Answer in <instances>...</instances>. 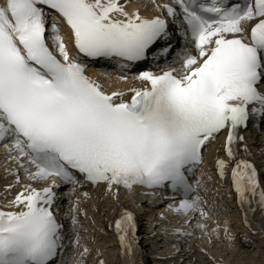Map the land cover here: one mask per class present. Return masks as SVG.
Instances as JSON below:
<instances>
[{
	"label": "snow or ice",
	"instance_id": "6c2138e0",
	"mask_svg": "<svg viewBox=\"0 0 264 264\" xmlns=\"http://www.w3.org/2000/svg\"><path fill=\"white\" fill-rule=\"evenodd\" d=\"M152 3L160 14L142 15L132 0H0V149L14 165L4 169L12 180L0 203V264H66L59 201L69 197L75 230L83 210L72 196L88 184L117 201L121 189L171 192L166 211L186 227H162L164 235L195 239L196 221L195 249L220 264L211 249L234 247L235 237L227 220H213L215 198L200 194L213 179L204 153L218 140L215 174L229 179L244 225L252 230L248 214H264V172L242 155L251 156L243 132L264 127V0ZM149 60L156 71L132 74L141 86L126 91L87 74L107 62L123 81ZM114 228L137 264L134 212L122 208Z\"/></svg>",
	"mask_w": 264,
	"mask_h": 264
},
{
	"label": "bare ground",
	"instance_id": "6f19581e",
	"mask_svg": "<svg viewBox=\"0 0 264 264\" xmlns=\"http://www.w3.org/2000/svg\"><path fill=\"white\" fill-rule=\"evenodd\" d=\"M161 1L165 2L166 0H161ZM151 15H154V14H151ZM151 15H148V16H151ZM69 49H70V51L74 52V49L72 48L71 44H69ZM171 59H172V57L168 58L169 61H171ZM136 72H138V71H136L135 68H133L130 73H136ZM93 73H94V75L97 78H100L101 81H103L106 84L105 88L109 92H111V91H126V89L128 87H130V86L131 87H140L141 86L139 81H135L132 78H130L128 80L121 81L116 76H113V77L112 76H107V77H105L103 72H101L100 70L99 71H95ZM126 97H128V96L126 95ZM252 138H254V136ZM216 144L217 145L219 144V146L221 147L222 141H217ZM253 144L258 146V145L262 144V141L260 139H256ZM214 149H216V148H214ZM0 152L3 153V150L0 149ZM262 156H264V155H262ZM3 159L6 160L7 157L5 156ZM8 162H10V161H8ZM209 165L213 167L214 164H210V162H208V166ZM2 169H4V168L2 167ZM213 172H215L214 168H213ZM3 179H4V177L0 180L1 186H2V183H3ZM11 180H12V177L10 178L9 182H11ZM210 185H211L210 190L214 191L216 188H218L219 194H225L226 196H229V199L226 201V203L223 204V201H220V199L216 203L217 205H216L215 209H216V211L219 210V214L218 215H214L215 217H213V220L214 221H218L220 223H223V221L227 220L228 224H229L230 231H232V233L240 232L239 227H243V229L245 231H247L249 228L244 225L242 219H240L238 217V215H237V213H239V211L236 209L237 210V212H236L235 209L232 207V203H233L232 200H235V196H234V193H231V190H230L231 188L228 187L229 185L228 184H224V181H220L219 179H217L215 177V175L213 176V180L210 182ZM213 186H215V187H213ZM65 188H66V186H65ZM65 188H62L61 191H64ZM3 190L4 191L1 193V197H4L6 195L5 188ZM137 190H138V188H135L132 193H127V196H125V200L124 201L126 202V204L129 207L135 201V200L131 201L130 196L139 198L137 196L138 193H137V195H135V192H137ZM128 196H129V198H128ZM141 197L139 198V200L137 202H141L142 199H143V201H145L144 202V206L149 207L150 210H151V211L149 210V212H147V213H149V215H151V220L150 221L156 220V217L154 215L156 214L158 208H160V207H159V205H153V204L155 202H159L160 199H158L156 196H152V197L151 196H145L146 198H144V197L141 198ZM72 199H74L73 196H72ZM83 199H84V202L87 203V204L90 201L89 197L88 198L85 197ZM148 199L152 203L151 202L148 203ZM68 200H69V197L67 195H64L61 198V200L59 201V204H60L59 209L67 211V213L69 212V209H70V205L68 203ZM220 202H221V204H219ZM99 205H101V204H99ZM135 207H136V204H135ZM140 208L144 210V208H142L141 206H140ZM140 208H139V205H138L137 211H140L141 210ZM82 210L84 212H82V213L78 212L77 213V214H79L78 216L81 217L80 219H84L83 213L86 212L85 211L86 207H84ZM145 210H146V207H145ZM88 213L91 215V218L89 217L88 219L90 221L94 220V219H92V214H94V212L92 210H88ZM176 220L180 221L181 220V216H179V218L176 219ZM183 220H184V217H183ZM173 221H174V223L177 222L175 220H171V222H173ZM98 225H100V224H98ZM150 225L153 226L154 224L151 223ZM165 225H166L165 227L168 228L169 232L171 231V229L173 227H176V225H172V226L168 227L167 225H169V223H167ZM208 225H209V227H211L213 225V221H211V223L208 221ZM138 226H139V232H140L141 231V225L138 224ZM157 226L161 227L158 224H157ZM235 226L238 227V229H236ZM89 227H90V225H89ZM154 228L156 229V226H154ZM263 228H264V226H263ZM91 229L94 230L95 228L91 226ZM97 234L98 233H92L91 232V235L89 237H87V240H86L87 244L89 246H92L94 248V250H95L94 245L96 244V241L98 242V235ZM147 236L149 238L151 237V235H149V234H147ZM221 236H223V231H221ZM104 237H105V235H104ZM195 237H196L195 239L185 240L183 237H181L180 239H177L175 236H170V235L166 236V235H164V233H161L160 235H158L159 243L154 242V240H152L151 242L149 241L150 247L151 246L153 247L154 244H156V246L158 247V244H161L162 245L161 249H159L157 251L154 250L152 252H149L148 249H146V254L143 253L145 255V256L143 255V257L154 258V255L155 256L156 255H163V254H165V256H167V255L169 256L170 255L168 262H171V264H181V261H182V264H191L193 257H195V264H200L201 261H204L205 264H211V261H207L206 258L201 256L198 253V251L195 249V247H194L195 245L203 243V240L200 238V235L195 234ZM255 237L257 238V240H255L254 243L251 241V239H254V237H251V238L249 237V239L248 238H247V240L243 239V240H241V242L235 241L234 247H231V248L228 246V242L227 241L221 240V241L215 243V246L211 249V252L216 257V260L218 262H220V264H228L229 263L228 262L229 259L227 260V258H225L228 255L229 252L224 256V254L222 253L223 252L222 247L225 248L224 250L231 249V251H232L231 253L233 254V252H235L236 253L235 256H237V257L238 256H242L241 258H246L248 260V263H250V264H264V236L260 237L259 234H256ZM103 241H105V240H103ZM140 244H142V243L140 242ZM110 245H113V244H111V243L106 244L105 251L100 249V253L96 252L97 250L92 251V249H90L89 253H88V255H89L88 257H90V258L92 257L94 259V261L90 262V263L98 264V261L101 260V257H105L107 264H116V261L114 259L115 258L114 256H116V255H114V247L110 248ZM149 245H146L147 248H148ZM71 246L72 245L69 246V248H68V250L66 252L67 254H70ZM95 246H97V245H95ZM98 247H99V245H98ZM101 247H103V246H101ZM177 248L180 249L179 253L176 252ZM91 252L93 254H91ZM115 253H117V252L115 251ZM133 255H134L135 259H136V262H138L137 260H138V256L139 255H138V249L137 248H134ZM123 259H125V258H123ZM125 262H126V260H125ZM86 263L88 264V261L84 260L83 264H86ZM230 264H232V263H230Z\"/></svg>",
	"mask_w": 264,
	"mask_h": 264
},
{
	"label": "rangeland",
	"instance_id": "374dc122",
	"mask_svg": "<svg viewBox=\"0 0 264 264\" xmlns=\"http://www.w3.org/2000/svg\"><path fill=\"white\" fill-rule=\"evenodd\" d=\"M157 2L160 3V0H157ZM132 3L140 7V11H141V14L142 15H151V14H155V13L158 12V10L154 7V5L152 3V0H132ZM215 147H216V149H212V151L210 150L211 151L210 152V158H209L210 164H214L215 157L217 155V149L221 148L219 145H216ZM249 148L251 149V146ZM244 154L245 155H248L247 153H244ZM4 157H5V155L2 152H0V176H3L4 177L3 183H2V188H0V193H1V191L2 192L4 191L3 189L5 188V184L8 183L9 180H10V178H11L10 176H6V174L4 172V169L5 168L11 169L14 166L12 164V162H8L7 159L6 160L3 159ZM2 167L4 169H2ZM211 169H213V168H211ZM137 193H138V195H137ZM135 195H137L140 198L141 196L142 197L144 196V193L143 192H138V190H137V192H135ZM123 196L124 195H119V200L118 201L115 200V199H113L110 196H105V197H101V198L95 197L94 199H92V202L88 205V209L89 210L91 209V210H93L96 213V214H94L95 215V219H96V223H97V227L96 228L97 229H100L98 231V234H97L98 235V242L96 241V244H95L97 246L94 245L95 250H97L96 252L100 253V249L105 251L106 244L111 243L113 245H110V248L111 247H114V255L117 256V257L116 256H114V257L118 260V262H120V264H127V254L126 253H122V251H121L119 239H118V236H117V234L115 232V229H113L112 227H109V224H111L113 218L116 216L119 203H121V201H123V199L125 198ZM128 198H129V196H128ZM139 198H137V197H131L130 196L131 201L135 200L134 203H133V206H135V204H136V205H139V208H140L141 203L137 202L139 200ZM3 202L4 201H1V203H3ZM224 203H226V200H224L223 204ZM99 204H101V205H99ZM94 206H97V207H94ZM232 207L235 209L236 212H237V210L239 211V213H237L238 217L244 218V213L241 210L240 206L235 202V200L232 203ZM138 212H139L140 216H143L141 210L138 211ZM165 216L167 218L166 219H162V220H164V221L166 220L168 222L170 221L169 222L170 224L168 225V227L169 226H172V225H176V226L180 225L181 227H186L185 225H182L183 222H181L180 224L178 223V221L176 220V219L179 218L178 215L171 214V213H169V212L166 211V215ZM149 217L150 216L143 217L144 218L143 220H144V222L146 221L150 225L151 224V221H150L151 220V217L150 218ZM248 217L249 218H252L254 220H259L260 221V225H261L262 229L264 230V228H263V226H264V214H262L259 211V209L254 214L248 215ZM182 218L183 217H181V219ZM171 220H175L177 222L174 223V221L171 222ZM209 222L211 223V221H209ZM86 223H87V221H82V220L79 221V227H80V231L79 232L82 235H79L80 236V244L79 245H76V248H75V250H77L78 253L81 252L83 250V247H85V246L88 247L89 250L92 249V251H95L94 248L92 246H89L87 244V241H86L87 240V237H88L87 235H89V233H87L88 232V229H87L88 223L87 224ZM195 223H196V221H193L192 222L191 230L194 231L195 234L200 235V232L198 230H196V228H195ZM98 224H100V225H98ZM263 234H264V231H263ZM104 235H105V237H104ZM103 240H105V241H103ZM98 245H99L100 248L98 247ZM101 246H103V247H101ZM222 249H223V252L222 253L224 254V256L229 252L228 255L225 257V258H227V260L229 259V261H228L229 263L228 264H230V263H232V264H250V263H248V260L246 258H241L242 256H238V257L235 256L236 255L235 252H233V254H232L231 253L232 252L231 249L224 250L225 249L224 247H222ZM115 251L117 253H115ZM91 254H93V253L91 252ZM88 256L89 255L87 254L84 257V260H87L88 261V264H92L90 262H93L94 259L92 257L90 258ZM101 258H102V260L104 262H106L105 257H101ZM123 258H125V259H123ZM125 260H126V262H125ZM116 264H117V261H116Z\"/></svg>",
	"mask_w": 264,
	"mask_h": 264
}]
</instances>
